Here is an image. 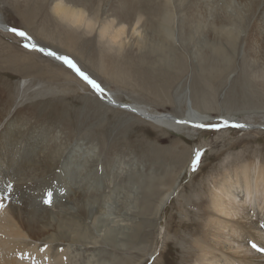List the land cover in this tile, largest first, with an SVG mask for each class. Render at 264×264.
<instances>
[{
    "label": "rangeland",
    "instance_id": "rangeland-1",
    "mask_svg": "<svg viewBox=\"0 0 264 264\" xmlns=\"http://www.w3.org/2000/svg\"><path fill=\"white\" fill-rule=\"evenodd\" d=\"M55 1L0 0V21L72 58L122 103L104 100L63 61L0 31V127L20 115L43 130L36 138L48 142L49 164L36 165L37 177L53 180L70 151L87 157L81 177L91 189L82 187L83 197L94 205L73 209L76 188L71 178L64 180V195L46 206L47 223L55 228L66 217L79 226L68 229L73 241L64 229L54 231L55 239L41 241L39 249H54L57 264H198L193 242L207 228L203 209H211L217 180L240 164H252L255 174L264 164V41L252 38L258 1H232L239 18L228 20L229 0H205L213 11L201 0H65L95 20L90 32L53 13ZM112 18L126 26L122 46L98 38L101 24ZM164 19L173 39L160 31ZM232 22L229 40L220 31ZM185 89L191 106L210 119L204 125L217 127L190 121L173 129L141 111L186 116ZM123 103L135 104L137 112L119 108ZM197 150L202 156L193 170ZM167 192L170 199L160 206ZM241 198L236 204L246 209L233 205L237 215L258 217L262 228L264 203L249 199V207ZM189 222L197 224L180 225ZM249 241L242 253L258 254L252 245L259 242ZM32 243L28 239L27 248Z\"/></svg>",
    "mask_w": 264,
    "mask_h": 264
},
{
    "label": "bare ground",
    "instance_id": "bare-ground-1",
    "mask_svg": "<svg viewBox=\"0 0 264 264\" xmlns=\"http://www.w3.org/2000/svg\"><path fill=\"white\" fill-rule=\"evenodd\" d=\"M206 1L201 0L204 6L210 8ZM232 1L236 0H229L228 2L226 0L227 3L224 6L227 17L223 18H228V20L239 18L237 9L231 8L233 7ZM242 1L243 4L247 3V0ZM255 1H258V6L256 14H254L253 17L252 38L255 41H264V0ZM208 2L212 1L208 0ZM214 8L215 7L210 9L213 11ZM228 9H230V11H228ZM52 10L61 20L67 22L69 26L73 28L80 29L83 27L84 30L86 28L90 32L95 27V20L86 16L84 9L67 4L65 0H56ZM165 19L163 24L159 25L160 31L165 40L173 39L172 31L166 24L167 20ZM5 26L3 21H0V31L4 32L6 29L8 32H11L9 29L13 27L9 28L8 26L5 28ZM227 27L222 26L220 32L225 34L230 40L232 38L231 31L234 27V23H230V28ZM133 30L135 33L136 31L138 32L135 28ZM125 32V24H115V19L112 18L101 24L98 29V38H105L109 44L113 43L122 46L124 42H126L124 36ZM18 36L30 44V46L27 47L33 48L32 45H35L36 47L33 48V50L36 49L51 59L62 62L58 57L66 56L52 51L53 49L51 50L50 48L39 46V44L34 41V38L27 33L25 36ZM39 49H45V51H40ZM48 52H54L56 55H48ZM63 69L66 74L70 72L68 69ZM70 69L82 81L87 83L76 71L72 68ZM68 74L76 81L70 73ZM94 91L96 92L95 89ZM101 97L106 101H112L114 99L111 92L107 90L101 93ZM184 97V102L187 106L185 108L186 116L183 117H176L169 113L156 114L155 112L149 114L146 109L142 108L141 111H145L148 114L146 116L157 119L160 123L169 125L173 127V129L179 125L191 124L190 121H198V124H205L210 121L206 115H202L191 106V101H189L190 98H188L186 89L184 91ZM113 101H115V99ZM114 103L117 104L118 102L115 101ZM122 105L125 107L119 108L137 112L135 104L123 103ZM1 114L0 123L3 118ZM234 120L229 122L245 125ZM29 123V117L22 118L20 115H15L0 127V204L3 205V207H0V264H57L56 262H58L59 257L56 256V253H53L54 249H47L48 251H46L45 246L43 247L42 245L45 249L42 250L41 247L40 250L38 244L41 241L48 243L52 242L55 239V236H53L54 231L62 233L64 229V232L69 233L68 229L77 230L79 226L78 223L76 224L71 218L65 220L66 217L64 220L61 219L55 223V228L48 226L47 223L46 209L49 207L46 208V206L52 204L54 200H60L59 198L65 190L61 186L64 180L66 181L68 178H71L74 188H76V190L71 191L72 194H74L71 195L72 200L70 201L73 209L83 211L85 206L90 204L94 205L95 203L91 202L85 195L83 197L84 191L82 187L90 188L88 180L86 179L84 181L83 179L85 177L82 179L83 176H86V174H83V164L85 163L83 160H86V156H82L81 159H78L75 158L77 154L70 151L66 158L60 163L59 169H57L58 171L53 180H48L49 178L45 179L43 176L37 177L36 173L38 169L35 168L36 165L43 170L49 164L46 157L48 155H46V153L49 144L45 140L38 141L40 137L37 139L36 136L42 135L43 130L35 129V127L29 126ZM88 154L89 151L87 152V156ZM110 167L113 168V164H111ZM108 179L110 178H107V180ZM239 194L240 198L242 197V203L246 205V201H248L247 204L249 207L254 205L249 199L257 202L260 200L261 203H264V164L259 168L256 174L253 171L252 164H240L227 174H222L220 179L217 180L213 190L210 192L211 209H203L208 218L206 222L207 228L198 231V237H196L193 242L195 248L200 252V255L196 259L198 264H264V255H261L264 251H258V254H256V252L252 254L242 253L241 249L243 247L244 250H246L247 246H251L249 245L251 243L249 240L259 242L257 248H264V226L262 225V228L259 227L261 219L258 217L252 218L251 216L237 215L238 208L241 210L246 209L236 204L235 199L239 197ZM169 199V192H167L160 199L159 205L163 206L164 202ZM49 200L51 201L50 203L46 202ZM233 205H235L237 209H235ZM93 221L96 222V218H94ZM196 224V222L180 223L182 226ZM69 234H71L69 240L73 241L71 231ZM111 237H113V234ZM28 239H33L32 244L36 246L27 248ZM241 244L243 245L241 246ZM253 250H256V248Z\"/></svg>",
    "mask_w": 264,
    "mask_h": 264
},
{
    "label": "snow or ice",
    "instance_id": "snow-or-ice-1",
    "mask_svg": "<svg viewBox=\"0 0 264 264\" xmlns=\"http://www.w3.org/2000/svg\"><path fill=\"white\" fill-rule=\"evenodd\" d=\"M10 31L16 33L17 35H20V36H25L26 33L23 32V31H18L16 28H10L9 29ZM33 48H35L36 46L35 45H32ZM40 51H45V49H39ZM48 55H52V56H55L56 54L54 52H48L47 53ZM58 59H61L65 64L68 65L69 68H72L74 71H76V73L82 78L84 79L87 83H89L98 93H102L104 91L103 88L100 87V85L93 79H91L86 73H84L83 71H81L77 65L71 60L69 59L68 57H65V56H61V57H58ZM228 122L225 121V124H227ZM234 127H244L245 125H240V124H234L233 125ZM196 127H217L216 125H204V124H199V125H196ZM202 156V152L197 150L195 152V156H194V159L192 161V167H193V170H195V168L198 166L199 162H200V158ZM51 195V194H49ZM48 203H50L51 201H46ZM0 207H3L2 204H0ZM253 248H257V245L256 244H253L252 245ZM258 251H264V248H257Z\"/></svg>",
    "mask_w": 264,
    "mask_h": 264
},
{
    "label": "built area",
    "instance_id": "built-area-1",
    "mask_svg": "<svg viewBox=\"0 0 264 264\" xmlns=\"http://www.w3.org/2000/svg\"><path fill=\"white\" fill-rule=\"evenodd\" d=\"M4 25H6L7 27H8V25L7 24H4ZM10 28V27H9ZM7 33H12L13 35H17L16 33H14V32H7ZM18 36V35H17ZM19 37V36H18Z\"/></svg>",
    "mask_w": 264,
    "mask_h": 264
},
{
    "label": "crops",
    "instance_id": "crops-1",
    "mask_svg": "<svg viewBox=\"0 0 264 264\" xmlns=\"http://www.w3.org/2000/svg\"><path fill=\"white\" fill-rule=\"evenodd\" d=\"M12 34V33H11ZM118 102V101H117ZM118 103H122V102H118Z\"/></svg>",
    "mask_w": 264,
    "mask_h": 264
}]
</instances>
